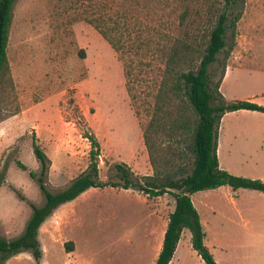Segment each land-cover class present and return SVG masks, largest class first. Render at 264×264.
Instances as JSON below:
<instances>
[{
    "label": "rangeland",
    "instance_id": "1",
    "mask_svg": "<svg viewBox=\"0 0 264 264\" xmlns=\"http://www.w3.org/2000/svg\"><path fill=\"white\" fill-rule=\"evenodd\" d=\"M182 6L180 0L14 1L6 44L11 84L0 88V235H18L30 213L28 202L43 201L28 173L39 170L32 139L49 158L45 185L51 190L87 165L89 132L98 141L101 180H118L114 162L137 175L151 172L141 130L160 77L159 46L179 33ZM95 23L119 38V51ZM221 56L208 67L212 83L220 75ZM225 62L219 82L224 98L264 105V0H243ZM217 134L221 167L264 181V111L227 110ZM129 189L90 186L59 203L37 228L40 256L20 250L3 264H148L153 242V236H144L152 221L148 207L163 220L173 197ZM228 189L225 184L209 197L228 205ZM202 190L195 204L216 263L264 264V214L257 223L231 213L233 221L219 218L197 202ZM259 196L264 204V192ZM179 248L187 253L191 247L182 238Z\"/></svg>",
    "mask_w": 264,
    "mask_h": 264
},
{
    "label": "trees",
    "instance_id": "2",
    "mask_svg": "<svg viewBox=\"0 0 264 264\" xmlns=\"http://www.w3.org/2000/svg\"><path fill=\"white\" fill-rule=\"evenodd\" d=\"M15 0H0V88L11 84L6 44ZM177 14L179 33L159 46L162 67L150 114L141 130L151 172L137 175L124 163L114 162L118 180L98 177V141L90 132L89 161L63 187L51 190L45 185L49 158L32 139V152L39 162L38 173L29 170L43 196L41 204L28 202L30 213L22 231L12 237L0 235V264L20 250H29L33 258L40 256L37 228L41 221L61 202L70 200L90 186H118L132 188L147 196L164 192L173 197V207L167 214L160 248L153 264H166L170 259L180 232L187 228L190 244L205 264H217L204 243L198 212L190 193L227 184L232 188L248 187L264 192V181L227 171L218 166L216 156L217 128L223 112L238 108L264 111V105L248 99L227 101L219 91L234 37L235 24L241 15L243 0H180ZM95 27L115 51L122 43L118 37ZM202 32L198 33V29ZM226 33H228L226 39ZM221 53L220 75L213 83L208 67ZM131 69L124 68V74ZM214 100V102H211ZM25 168V165L18 162ZM189 163V167H187ZM22 198V196H21ZM70 243L66 245L69 250Z\"/></svg>",
    "mask_w": 264,
    "mask_h": 264
},
{
    "label": "crops",
    "instance_id": "3",
    "mask_svg": "<svg viewBox=\"0 0 264 264\" xmlns=\"http://www.w3.org/2000/svg\"><path fill=\"white\" fill-rule=\"evenodd\" d=\"M224 75L225 74H223L222 77ZM218 88H219V86H218ZM250 99H254V98L250 97ZM254 100H256V99H254ZM256 101H258V100H256ZM258 102H260V101H258ZM238 109H241V108H238ZM244 109H247V108H244ZM219 120H220V118H219ZM218 126H219V123H218ZM217 133H218V128H217ZM217 136H218V134H217ZM216 156H217V160H218V166L221 167L220 162H219L218 138H217V143H216ZM224 185L225 184H221V185H218L215 187L205 188L203 190L199 189V190H202L200 192L204 195V196H202L204 198L203 199L197 198V202L200 204L201 207H203V206L206 207V209H208L210 213L212 212L213 214H215V216H217L219 218L225 217V219L230 220V221H233L230 213L236 215L237 217H239L243 220L250 221V222L254 221L257 223L260 219H262V215L264 214V204L262 203V201H259L262 199V196H259V195H260V193H263V191L258 192L259 191L258 189H254V188L248 189L246 187L232 188L231 186L228 185L229 187H231V189H228L229 196H227V203H228V205H227L226 201H225V203L222 204V202L214 201L213 198L209 197L210 196L209 193L214 192V190L221 189L222 187H224ZM88 188H86V189H88ZM120 189L126 190V191L130 190L129 188H122V187H120ZM85 190H83V191H85ZM196 191L197 190L190 193V199H191L194 207L196 208V210L198 212L199 219H200V222H201V225L203 228L204 225H203V219H202L201 211H200L201 209H200V207H198L195 204L194 195H196V193H197ZM239 195H241V196L238 200ZM155 196H157V195H155ZM221 205L224 206L223 210H221ZM172 207H173V204L171 205L170 210L172 209ZM227 209H228V214L225 212ZM148 210L149 211L147 212V215L149 217H151L152 221H151L150 226L146 227L144 236H145V238L150 237V239L153 236L152 246L150 247V251L148 253V258H147L148 264H153L154 259L157 255V252L160 248L162 234H163V231L165 229L166 222H167V214L170 210L168 212H166V217L163 220L160 219L161 215L156 216L157 214H155L154 216H152L150 214L151 213L150 207H148ZM182 238H184L187 245H190V247H191L190 232L187 228H183L180 232V235H179V238L176 242L173 253H172L170 259L168 260V262L166 264H191L190 261L188 260L187 256L194 257L196 259L197 263H199L200 260L204 263V261L202 260L200 255L192 247L189 248V250H188L189 252H187V253L185 252V250L179 248L181 241H182ZM230 239H232V238H230ZM204 243L207 246V248L209 249V251L214 255V244L207 240L206 233L204 234ZM224 244L226 245V241ZM215 259L217 260L216 257H215ZM217 264H218V262H217Z\"/></svg>",
    "mask_w": 264,
    "mask_h": 264
}]
</instances>
